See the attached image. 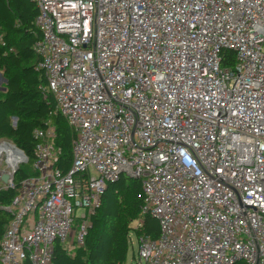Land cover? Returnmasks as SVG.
<instances>
[{
  "label": "built area",
  "instance_id": "1",
  "mask_svg": "<svg viewBox=\"0 0 264 264\" xmlns=\"http://www.w3.org/2000/svg\"><path fill=\"white\" fill-rule=\"evenodd\" d=\"M33 1L43 92L77 139L63 173L55 128L34 131L36 176L4 185L0 264L84 246L122 176L160 226L140 263L264 264V0Z\"/></svg>",
  "mask_w": 264,
  "mask_h": 264
},
{
  "label": "trees",
  "instance_id": "2",
  "mask_svg": "<svg viewBox=\"0 0 264 264\" xmlns=\"http://www.w3.org/2000/svg\"><path fill=\"white\" fill-rule=\"evenodd\" d=\"M39 10L33 0H0V140H9L27 157V164L36 162L38 141L35 130L55 128L54 148L58 153L56 167L63 173L72 166L73 143L77 137L66 120L57 112L51 95L45 97L47 80L35 46L41 40L36 27ZM221 67L232 69L236 54L224 50ZM17 119L16 126L13 120ZM36 176L19 168L15 185L19 187L27 178ZM140 183L122 176L108 183L102 206L91 218V227L85 245H77L70 253L58 244L54 264H126L131 247L130 237L135 235L158 240L160 226L156 219L142 215ZM17 195V190H0V243L12 221L5 209ZM138 222L140 227H132Z\"/></svg>",
  "mask_w": 264,
  "mask_h": 264
},
{
  "label": "rangeland",
  "instance_id": "3",
  "mask_svg": "<svg viewBox=\"0 0 264 264\" xmlns=\"http://www.w3.org/2000/svg\"><path fill=\"white\" fill-rule=\"evenodd\" d=\"M4 82L0 79V87ZM0 142H5V143H9V144H13L11 141L9 140H0ZM18 168H22L24 171L30 172L33 168V165H28L26 163V160H23V162H21L18 165ZM0 171L2 172H12L11 167L7 164L4 163L1 167H0ZM130 181L131 179L128 178ZM4 189V184L0 181V190ZM80 215H82V211L80 213ZM139 223H133L132 227L134 228H138ZM77 224L74 227V231H77ZM132 239H133V244H131L130 250H129V254L127 256V261L126 264H142L139 261V256H138V238L132 234ZM82 247V246H79ZM73 250H69V252L71 253Z\"/></svg>",
  "mask_w": 264,
  "mask_h": 264
},
{
  "label": "bare ground",
  "instance_id": "4",
  "mask_svg": "<svg viewBox=\"0 0 264 264\" xmlns=\"http://www.w3.org/2000/svg\"><path fill=\"white\" fill-rule=\"evenodd\" d=\"M4 152L8 157V165L11 169H16L18 165L23 162L24 158L18 151V148L13 144L2 143L0 145V153Z\"/></svg>",
  "mask_w": 264,
  "mask_h": 264
},
{
  "label": "water",
  "instance_id": "5",
  "mask_svg": "<svg viewBox=\"0 0 264 264\" xmlns=\"http://www.w3.org/2000/svg\"><path fill=\"white\" fill-rule=\"evenodd\" d=\"M15 120V125L17 124V119ZM18 151L20 152V154L23 156L24 160H26V163L28 162L27 157L25 156V154L18 149ZM19 168L17 167L16 169H13L11 173H7V174H3L1 177V181L4 185H7L9 183V181H13L15 179V175L17 174Z\"/></svg>",
  "mask_w": 264,
  "mask_h": 264
}]
</instances>
